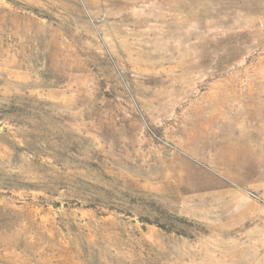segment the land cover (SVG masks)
I'll use <instances>...</instances> for the list:
<instances>
[{
	"label": "rangeland",
	"instance_id": "obj_1",
	"mask_svg": "<svg viewBox=\"0 0 264 264\" xmlns=\"http://www.w3.org/2000/svg\"><path fill=\"white\" fill-rule=\"evenodd\" d=\"M0 264H264V0H0Z\"/></svg>",
	"mask_w": 264,
	"mask_h": 264
}]
</instances>
